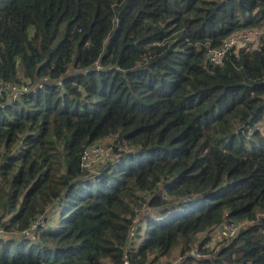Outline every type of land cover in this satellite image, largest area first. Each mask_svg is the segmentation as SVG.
I'll use <instances>...</instances> for the list:
<instances>
[{
  "label": "trees",
  "instance_id": "trees-1",
  "mask_svg": "<svg viewBox=\"0 0 264 264\" xmlns=\"http://www.w3.org/2000/svg\"><path fill=\"white\" fill-rule=\"evenodd\" d=\"M0 80V264H264V0H0Z\"/></svg>",
  "mask_w": 264,
  "mask_h": 264
},
{
  "label": "built area",
  "instance_id": "built-area-1",
  "mask_svg": "<svg viewBox=\"0 0 264 264\" xmlns=\"http://www.w3.org/2000/svg\"><path fill=\"white\" fill-rule=\"evenodd\" d=\"M256 32L253 30H244V31H240L237 32L235 34H232L231 36H229L222 44L220 47L209 50L208 51V58L210 59V61L212 63H220V61L232 50V49H246V48H252L255 46V44L250 45V39L253 38L254 34ZM258 41L256 40V43ZM94 70H101L102 67L100 66L99 63H95ZM80 74H85L87 73V70H80L78 71ZM55 86H57L60 91L61 94H63V86H62V80L60 78L55 80ZM29 86H15L13 84L10 83H4L2 80H0V97H2L4 94H9L10 95V99L11 101H16L18 99H20L22 97V95H24L25 93H27L29 91ZM34 90H39L42 88V83L38 84L37 86H34ZM9 99V100H10ZM264 136V133H262ZM118 147L119 143H114L108 146V150L105 147L94 145L92 147H90L89 149H87L83 155H82V162H81V166L84 169L90 170L93 168V164L94 161H99V160H106L110 157V155L108 154V152L112 151V147ZM111 160V159H110ZM167 200V198H165ZM144 201L143 204H141L139 207L134 208V215L133 218L131 220V225L128 229V245L126 246V251H128L130 249V243L133 241V239L136 236V232H137V227L139 222L148 214L152 213V209L146 204L147 200H148V196L145 194L143 196ZM226 217V215H225ZM40 226L42 227L44 225V222L41 221L38 223ZM248 222H244L241 224H238L236 222H231V221H226L224 219V221L222 222V224L219 226V229L216 230L215 234H217L219 236V238L221 240H228L230 238H233L237 235L240 227L247 225ZM37 224H33L30 226V228L24 232V236L26 238L31 237V233H33V231L36 229ZM5 235V232L2 230V228H0V239H2ZM33 238V237H31ZM196 254V250L191 251V255H195ZM122 264H131L128 256H127V252L124 254V259Z\"/></svg>",
  "mask_w": 264,
  "mask_h": 264
},
{
  "label": "rangeland",
  "instance_id": "rangeland-1",
  "mask_svg": "<svg viewBox=\"0 0 264 264\" xmlns=\"http://www.w3.org/2000/svg\"><path fill=\"white\" fill-rule=\"evenodd\" d=\"M62 34H63V27L60 29L58 39L62 36ZM256 40L258 41L257 43H256ZM252 44H255V46L252 47L253 50L257 49L260 46V39H259L258 33H255L253 38L250 39L249 47ZM115 138H116V136H113L112 138H107L106 140L100 141L97 144L99 146L105 147L108 150V146L113 144V141ZM108 154H109V152H108ZM111 162H112V164H114L113 160H111ZM104 163H105L104 160L94 161L93 168L95 167V165H102ZM90 174H94V171L90 170ZM226 214H227V212H226ZM212 237H213L212 247L215 249L219 248L220 244H223L224 242H228L229 240L232 239V238H230L228 240H224V239L221 240L217 234H213ZM208 245H209V243H208ZM177 251H178L177 249L173 250L171 254H168L167 256L162 257L160 259V262H158V264H177L179 262V258L177 257Z\"/></svg>",
  "mask_w": 264,
  "mask_h": 264
}]
</instances>
